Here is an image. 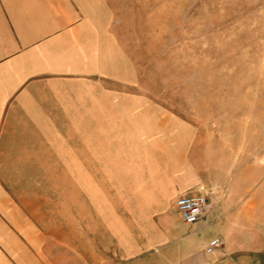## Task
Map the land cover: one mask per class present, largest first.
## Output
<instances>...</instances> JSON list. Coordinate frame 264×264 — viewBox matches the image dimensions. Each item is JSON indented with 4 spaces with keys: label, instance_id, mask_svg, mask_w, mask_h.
Listing matches in <instances>:
<instances>
[{
    "label": "crops",
    "instance_id": "1",
    "mask_svg": "<svg viewBox=\"0 0 264 264\" xmlns=\"http://www.w3.org/2000/svg\"><path fill=\"white\" fill-rule=\"evenodd\" d=\"M117 2L0 0V264H264V179L230 178L227 163L214 181L192 162L188 177L125 168L118 180L137 186L142 223L119 241L113 227L70 228L67 196L54 205L51 172L80 170V122H113L118 97L132 99ZM211 146L189 138L192 153ZM181 195L205 198L192 224L175 208ZM212 238L221 245L206 253Z\"/></svg>",
    "mask_w": 264,
    "mask_h": 264
},
{
    "label": "rangeland",
    "instance_id": "2",
    "mask_svg": "<svg viewBox=\"0 0 264 264\" xmlns=\"http://www.w3.org/2000/svg\"><path fill=\"white\" fill-rule=\"evenodd\" d=\"M117 19L132 99L118 97L113 122H80V170L51 177L70 228L113 227L119 241L123 226L142 223L132 220L137 186L118 180L125 168L188 177L192 162L214 181L227 163L230 178L264 179V0H118ZM195 135L212 146L192 153Z\"/></svg>",
    "mask_w": 264,
    "mask_h": 264
},
{
    "label": "built area",
    "instance_id": "3",
    "mask_svg": "<svg viewBox=\"0 0 264 264\" xmlns=\"http://www.w3.org/2000/svg\"><path fill=\"white\" fill-rule=\"evenodd\" d=\"M175 208L183 223L192 224L197 221L204 209L206 208L205 198L202 195L186 196L181 195L174 201ZM221 245V241L217 238L209 240L205 252L211 253L215 248Z\"/></svg>",
    "mask_w": 264,
    "mask_h": 264
}]
</instances>
